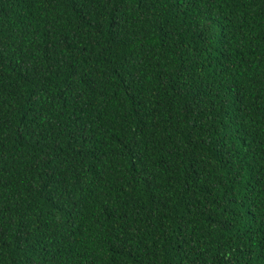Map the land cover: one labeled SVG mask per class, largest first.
<instances>
[{
  "label": "trees",
  "instance_id": "obj_1",
  "mask_svg": "<svg viewBox=\"0 0 264 264\" xmlns=\"http://www.w3.org/2000/svg\"><path fill=\"white\" fill-rule=\"evenodd\" d=\"M0 264H264V0H0Z\"/></svg>",
  "mask_w": 264,
  "mask_h": 264
}]
</instances>
